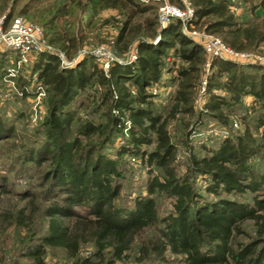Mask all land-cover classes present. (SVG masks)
Wrapping results in <instances>:
<instances>
[{"label":"trees","instance_id":"16d2710c","mask_svg":"<svg viewBox=\"0 0 264 264\" xmlns=\"http://www.w3.org/2000/svg\"><path fill=\"white\" fill-rule=\"evenodd\" d=\"M167 1L180 6L179 0ZM188 1L193 15L187 28L215 35L236 51H255L264 44V0H241L248 4L249 15L261 11L249 20L230 10V0ZM157 5L135 0H0L5 22L19 15L39 25L52 49L34 54L29 68V78L44 86L46 112L40 122L43 141L26 148L25 159L38 167L48 164L41 174L44 203L20 190L15 192L18 202L0 207V244L5 241L1 231L7 229L14 239L24 240L17 242V256L0 257V264H48L47 246L61 249L70 264H114L128 259L133 247L140 264H162L166 253L179 256V264H264V69L210 57L204 111H195L207 57L181 32L178 20L158 27ZM105 10L119 19H101ZM108 23L116 26L114 55L124 60L134 48L133 61L114 59L104 72L87 53L72 66L60 65L58 53L70 59L83 45L101 43L92 40ZM4 58L0 52V73ZM153 85L172 89L159 98L150 91ZM247 95L257 111L252 123L245 122L240 133L221 139L216 147L200 142L201 153L193 151L189 140L202 124L203 112L225 125ZM5 121L0 115V138L12 134ZM252 126L261 129L259 138ZM124 131L127 137L118 153L139 156L147 167L145 192L127 205L116 202L122 168L104 151ZM177 144L188 155L180 174L175 167ZM196 178L203 182L202 193ZM2 184L0 195L8 192ZM245 192L251 193L249 202L222 196ZM157 195L171 202V211L163 216L157 215ZM38 215L45 219L44 233L35 237ZM244 221L252 223L255 236L235 242V235L244 234ZM84 249L86 255L80 253Z\"/></svg>","mask_w":264,"mask_h":264},{"label":"rangeland","instance_id":"374dc122","mask_svg":"<svg viewBox=\"0 0 264 264\" xmlns=\"http://www.w3.org/2000/svg\"><path fill=\"white\" fill-rule=\"evenodd\" d=\"M167 1V0H166ZM180 1V0H179ZM232 6L235 7V13L238 14L240 19L249 20L252 16H260L261 11L255 9L253 14H248V4L242 2L241 0H230ZM115 15L114 11L105 10L101 12L100 18L105 19L108 16ZM117 19L119 16L115 15ZM198 30V29H196ZM116 33V26L113 24H105L101 27L99 34L95 40L101 41V43L90 42L82 47L78 51L85 49L86 51L91 50L96 45H102L104 48L112 54L118 55L117 52L113 51L112 42L113 37ZM90 40V39H89ZM132 46V44L130 45ZM1 53H4V60L1 66L0 73V115L4 118L5 127H12V134L10 136L0 138V185H4L8 192L6 194L0 195V207L5 205L10 206L17 201L15 192L27 190L29 193H33L35 199L39 203H44L42 198H44L45 185L42 184L41 174L47 169V162H44L40 167L34 165L29 160H26V148H30L36 145L35 141H43V135L40 129V122L43 120L46 106H45V91L44 86L40 83L34 81V76L29 78V68L33 61L34 56L30 55L25 58L20 54L14 53L9 49H0ZM259 55L264 56V44L259 45L255 51H250ZM75 53V54H76ZM86 54V53H84ZM124 55V54H123ZM122 56V55H120ZM210 57H207V60ZM65 60H71L64 57ZM264 69L263 66H261ZM201 80L206 79V75L209 74V68L203 66ZM258 71V70H257ZM260 71V70H259ZM166 77L165 74L161 78ZM200 82L198 86V93L196 94L194 100L195 111L203 110L204 101V87L200 90ZM22 87L25 91L30 94H23ZM40 87L42 90V96L39 101V108L34 109L35 105V94ZM172 88L162 87L158 85H153L150 88L152 94H156L159 98L165 97L167 92H171ZM77 97V99H79ZM255 102L253 97L250 95L243 96L241 99V106H236L233 111L234 114L228 118L225 125L215 119L213 116L203 112L202 124L197 128L196 133L192 134L189 140V144L193 151L201 153L199 149V143H204L205 146L216 147L221 139L232 137L234 134L240 133L245 125V122L252 123L251 120L255 118ZM75 103L70 105L73 108ZM79 115L84 117V112L79 111ZM94 119L96 116H92ZM242 117H245L244 122H242ZM175 126V120H172L167 124V128L171 129ZM252 133L256 138L261 136V129L254 128L252 126ZM123 137L115 136L111 143L104 147V151L110 155L112 158L117 160L118 167L122 168V179L120 180V190L116 202L119 204L127 205L131 199L140 193H144V184L147 179V167L144 161L140 159L139 156L118 153L120 146L124 143L126 132H123ZM149 149V147H148ZM187 151L181 145L177 144L176 148V163L175 167L178 174L184 171L185 161L187 158ZM131 158L135 162L131 161ZM255 168H259V162L257 160L252 161ZM157 172L156 169H154ZM4 179V180H3ZM201 180L196 178L195 186L202 193ZM264 192V190H263ZM225 198L235 199L239 202H249L251 198V193L245 192L241 196L239 195H222ZM208 197L213 198L211 195ZM157 215L163 216L171 211L170 199L157 195L155 198ZM79 210V209H78ZM44 222L45 219L40 217V215L35 217L34 220V233L35 237L41 236L44 233ZM241 229L244 234L235 235V242H246L250 238L255 236L252 223L250 221H244L241 223ZM11 229H7L6 232L1 231L2 242L0 244V257L7 258V256L16 257L15 254L17 242L24 241L21 238L14 239L11 235ZM27 237V236H26ZM82 255H86V250L80 252ZM135 248L133 247L130 251L128 259H123L117 261L114 264H140L136 261ZM166 261L162 264H179V256H175L169 253L165 254ZM8 259V258H7ZM44 260L48 264H70V261L65 258L63 251L59 248L46 247Z\"/></svg>","mask_w":264,"mask_h":264},{"label":"built area","instance_id":"2783aa9c","mask_svg":"<svg viewBox=\"0 0 264 264\" xmlns=\"http://www.w3.org/2000/svg\"><path fill=\"white\" fill-rule=\"evenodd\" d=\"M142 3L157 2L156 20L159 28L164 27L171 20H178L180 22L181 32L187 35L192 40L196 41L206 57H218L233 61L236 63L256 64L264 67V56L250 51H236L225 45L217 36L204 32L203 30H196L194 28H187V25L192 18L193 8L188 0H180V6L169 3L166 0H135ZM230 10L235 12V7L230 5ZM9 49L14 53L20 54L22 57H29L30 55L40 51H52V49L45 44L42 29L39 25L24 20L21 16L15 15L10 21L5 22L4 15L0 16V49ZM89 53L105 72L109 63L117 59L116 56L107 51L104 46L96 45L91 50L78 51L71 60H65L61 53H58L60 65L63 67L72 66L76 59ZM135 59V49L130 48L125 61H133ZM124 61L123 59H117ZM204 67H208V60L205 61ZM205 80L200 82V90L203 89ZM35 108H39V101L42 96V90L38 87L35 94ZM132 162H135L131 158Z\"/></svg>","mask_w":264,"mask_h":264}]
</instances>
